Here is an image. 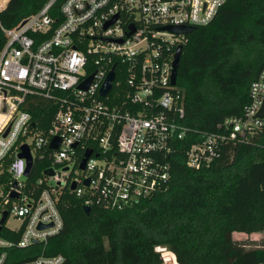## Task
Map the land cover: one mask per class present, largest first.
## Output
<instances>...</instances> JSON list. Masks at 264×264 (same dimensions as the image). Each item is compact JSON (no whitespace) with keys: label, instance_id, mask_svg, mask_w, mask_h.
<instances>
[{"label":"built area","instance_id":"2783aa9c","mask_svg":"<svg viewBox=\"0 0 264 264\" xmlns=\"http://www.w3.org/2000/svg\"><path fill=\"white\" fill-rule=\"evenodd\" d=\"M226 1L47 0L2 27L0 264L18 260L14 249H26L31 258L13 264H64L62 254L46 252L63 225L57 202L64 190L84 206L122 210L166 188L168 158L189 132L181 122L182 91L171 83L176 47L189 33L167 27L204 26ZM7 2L0 0V10ZM110 71L113 80L102 96ZM89 76L87 88H80ZM31 95L58 105L46 129L25 107ZM249 97L243 113L218 123V131L192 134L187 166H209L224 143L264 125V117H255L264 98V68ZM55 137L59 144L51 148ZM23 146L32 158L28 175L27 160L19 156ZM43 161L48 164L33 173Z\"/></svg>","mask_w":264,"mask_h":264},{"label":"trees","instance_id":"16d2710c","mask_svg":"<svg viewBox=\"0 0 264 264\" xmlns=\"http://www.w3.org/2000/svg\"><path fill=\"white\" fill-rule=\"evenodd\" d=\"M46 1L8 0L0 10V50L2 27L14 26ZM263 68L264 0H227L182 45L176 82L183 94L181 122L189 132L168 158L166 188L131 207L92 206L89 214L81 198L64 190L57 202L63 225L46 252L62 254L64 264H161L156 248L165 246L178 264H264V240L254 245L232 236L264 233V125L224 143L209 166L191 168L185 156L192 134L218 131V123L243 113L250 84ZM25 107L43 129L58 109L54 100L37 95ZM47 164L35 163L33 173ZM14 252L20 257L8 264L31 258L26 249Z\"/></svg>","mask_w":264,"mask_h":264},{"label":"water","instance_id":"95a60500","mask_svg":"<svg viewBox=\"0 0 264 264\" xmlns=\"http://www.w3.org/2000/svg\"><path fill=\"white\" fill-rule=\"evenodd\" d=\"M167 28L169 30L175 32V33H190L193 30L192 27H186V26H168ZM181 50H182V45H178L176 47V50H175V53H174V58H173V61H172V71H171V83L172 84H175L176 81H177V69H178V65H179ZM113 76H114V72L110 71L109 74H108V77L106 78V80H105V82H104V84H103V86L101 87V90H100V94L102 96H105L108 93V91L110 89V86H111V81L113 80ZM91 79H92V76H89L83 83L79 84V87L80 88H87V86H88L89 82L91 81ZM255 117H257V118L264 117V98H263V102H262L261 108L258 110V112L256 113ZM58 144H59V139L57 137H55L51 141L50 146H51V148H57ZM90 153H91V149L90 148L86 149V151L84 153V157H83V159L80 162V167L81 168H84L86 159L88 158ZM19 156L20 157H25L26 160H27L25 174L28 175L30 170H31V168H32V158H31V155H30L28 147L23 146L22 147V151L19 153ZM48 172L52 173V170L49 169ZM85 183L87 184L88 180H85ZM74 187H75V183H73L71 185V188H74ZM84 211H85L86 214H89L90 211H91L90 206H84ZM3 220H4V217L1 220V223L3 222ZM39 227L42 228L43 226L40 225ZM163 264H166V263H163Z\"/></svg>","mask_w":264,"mask_h":264},{"label":"rangeland","instance_id":"374dc122","mask_svg":"<svg viewBox=\"0 0 264 264\" xmlns=\"http://www.w3.org/2000/svg\"><path fill=\"white\" fill-rule=\"evenodd\" d=\"M10 221V224H16V222L14 220H9ZM232 236L234 239H237V240H244L248 243H251V244H258L260 243L262 240H264V233L263 232H253V233H250V234H246L244 232H233L232 233ZM162 255V258H163V263H166V264H172L170 258H172L175 262V264H178L175 260V256L174 254L165 246L163 247H157L156 248ZM170 255V256H169Z\"/></svg>","mask_w":264,"mask_h":264}]
</instances>
